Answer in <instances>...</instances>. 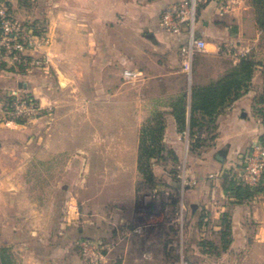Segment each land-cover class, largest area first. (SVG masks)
<instances>
[{
    "label": "crops",
    "instance_id": "1",
    "mask_svg": "<svg viewBox=\"0 0 264 264\" xmlns=\"http://www.w3.org/2000/svg\"><path fill=\"white\" fill-rule=\"evenodd\" d=\"M172 1L47 0L39 12L48 42L29 51L47 53V66L22 73L0 69V97L20 88L44 113L27 123H0V247H9L15 264H80V237H115L116 264H136L138 242L146 239L132 219L139 130L157 110L165 112L164 144L187 161L183 203L190 238L197 240L192 258L264 264V190L233 202L222 178L264 135V60L252 4L201 1L197 31L206 44L187 73L179 54L184 36L159 25ZM246 55L256 61L247 91L217 114L207 145L190 151L187 131L177 128L171 114L173 97L216 82ZM124 69L135 77L125 80ZM128 175L126 192L120 184ZM110 185L113 200L127 195L125 212L107 209ZM223 221L229 223L225 249ZM199 240L211 241L216 250ZM109 254L101 264H109Z\"/></svg>",
    "mask_w": 264,
    "mask_h": 264
},
{
    "label": "trees",
    "instance_id": "2",
    "mask_svg": "<svg viewBox=\"0 0 264 264\" xmlns=\"http://www.w3.org/2000/svg\"><path fill=\"white\" fill-rule=\"evenodd\" d=\"M2 0H0L1 2ZM254 10L255 23L261 32L264 33V0H250ZM9 4L5 1V7L9 9ZM10 10V9H9ZM31 25L37 34L44 33V23L42 21L26 22ZM256 61L253 55L242 56L227 73L217 80L206 85H196L191 87L189 94L182 91L173 97L171 101V114L173 115L177 128L180 131H187L189 142L188 149L196 151L207 145V139H212V132L215 128V118L217 114L232 101L245 93L250 84ZM21 63L20 72H24L27 66ZM15 71L13 67L8 69ZM9 99V97H7ZM259 113L264 118V109H259ZM165 112L154 111L143 122L139 130L137 169L141 176L142 184L154 188L156 185L155 175L152 168V161L172 159L178 161L172 149L167 148L163 142L165 130ZM264 139V135L260 137ZM223 189L233 202L250 200L264 190V171L260 175L257 184L250 186L237 182L231 170H225L222 174ZM229 223L223 221V232L221 238V248H227L230 239ZM202 247L215 249L216 246L208 240H199ZM0 264H15L9 247H0ZM116 264V263H115Z\"/></svg>",
    "mask_w": 264,
    "mask_h": 264
},
{
    "label": "rangeland",
    "instance_id": "3",
    "mask_svg": "<svg viewBox=\"0 0 264 264\" xmlns=\"http://www.w3.org/2000/svg\"><path fill=\"white\" fill-rule=\"evenodd\" d=\"M5 1L9 4V12L17 21L26 23L43 20V16L39 11H41V7L46 4L47 0H2L0 4L5 6ZM256 45H258V56L264 60V33L261 31ZM253 58H255L254 55ZM20 65L21 64L12 65L0 58V69L8 70L13 67L16 72L22 73L19 70ZM23 67L25 68L26 66ZM29 67L32 66H27V68ZM0 99V101L9 100L7 96H1ZM43 114L44 113L41 108L39 115L27 120L25 119V121L19 120V122H31ZM110 162L111 161H108V165H110ZM127 162L128 161H125V163ZM94 163L95 160L91 161V166H94ZM152 168L155 173L156 182V186L154 188L142 184L138 169L134 185L135 198L132 201L134 204L132 219L137 226L141 227V232L146 233V239L138 242L135 256L137 258L138 255L140 258L137 259L135 263L202 264L206 262L200 255L195 256L196 258L193 259L190 252L192 245L197 242V240L195 241L190 238L191 225L187 224L186 215L188 213L183 203V194L189 187L188 184H185V181H188V178L186 177L187 161H179L178 159L177 162H174L169 158L157 160L152 161ZM128 178H130V175L126 176L120 184L122 191L124 190L127 192L129 184L127 181ZM88 179L94 181V177L92 176ZM112 187V185L105 186V196H107L106 198L108 200L107 209L111 211L120 206L119 209L125 212L127 207H124V204L128 206L130 203L126 199L127 195L121 197L123 199L119 200L116 197L113 200L112 196H114V194L112 192ZM87 194L91 195L93 193L88 192ZM110 239L115 242V245L112 251H110V254L113 255L111 259L109 258L108 263L113 264L118 261V253L116 250L117 248H120L118 247L119 241L115 237L102 238L101 240L108 244Z\"/></svg>",
    "mask_w": 264,
    "mask_h": 264
},
{
    "label": "built area",
    "instance_id": "4",
    "mask_svg": "<svg viewBox=\"0 0 264 264\" xmlns=\"http://www.w3.org/2000/svg\"><path fill=\"white\" fill-rule=\"evenodd\" d=\"M202 0H176L168 3L161 11L159 25L162 29L176 35H183L179 47L181 68L189 73L196 54L202 52L206 41L197 31L198 8ZM228 4L222 6L227 9ZM48 42L45 32L37 34L35 29L24 22L17 21L4 5L0 4V58L14 64L32 67H45L49 56L43 52L32 56L29 51L39 49ZM136 73L124 69L125 80L135 77ZM9 100L0 101V123L7 126L20 123L40 114L41 105L27 91L14 88L6 92ZM264 171V139H254L242 153L234 170L233 178L240 183L254 186ZM190 184V181H185ZM80 255V264H101L104 257L112 251L115 242L104 243L101 239L80 237L75 242Z\"/></svg>",
    "mask_w": 264,
    "mask_h": 264
}]
</instances>
